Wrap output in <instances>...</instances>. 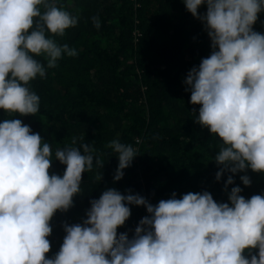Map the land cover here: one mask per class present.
<instances>
[{"label":"clouds","instance_id":"9594fccd","mask_svg":"<svg viewBox=\"0 0 264 264\" xmlns=\"http://www.w3.org/2000/svg\"><path fill=\"white\" fill-rule=\"evenodd\" d=\"M182 2L210 40V54L188 70L183 84L189 103L200 105L195 122L222 141L213 158L221 166L215 180L246 168L264 173V33L252 27L264 0ZM201 5L206 11L198 14ZM92 21L100 27L97 17ZM76 24V16L50 0H0V109L22 116L38 112L39 97L27 85L45 76V66L34 56L45 55L47 68L56 67L62 54L76 56L75 49L46 37L63 36ZM41 140L19 119L0 122V264H264V193L245 199L239 186L231 188L227 203L203 191L179 199L173 192L155 205L130 190L110 188L90 201L82 223L63 225L59 251L45 258L49 221L72 205L81 174L93 168L94 149L84 143L58 149L55 160L66 168L62 176L49 175L52 153ZM107 147L118 159L115 182L137 154L117 140ZM95 163L102 167L98 158ZM240 181L250 184L247 175ZM230 184L232 175L224 188ZM129 205L148 213L131 239L117 234L129 218Z\"/></svg>","mask_w":264,"mask_h":264},{"label":"trees","instance_id":"16d2710c","mask_svg":"<svg viewBox=\"0 0 264 264\" xmlns=\"http://www.w3.org/2000/svg\"><path fill=\"white\" fill-rule=\"evenodd\" d=\"M77 17V24L63 36L46 33L58 45L67 44L77 55L61 56L56 67L47 68L45 55L34 59L45 66L27 87L39 97L34 115L7 113L0 109V122L19 119L41 135L52 153L49 175L62 176L66 165L55 160L58 149L90 145L93 168L81 174L80 191L67 210H57L49 221L52 229L45 258L59 251L65 235L63 225L86 219L90 201L103 191L139 194L155 205L173 192L179 199L188 192L208 191L214 201L227 203L231 188L239 186L245 199L264 193V173L246 168L224 172L214 157L222 141L195 122L200 105L189 103L183 80L190 68L210 52V40L202 23L186 11L182 0H50ZM43 12L44 6H38ZM206 6L198 8L203 14ZM99 19L100 27L93 25ZM34 18V26L35 20ZM264 12L258 13L253 30L264 33ZM73 140L76 141L73 144ZM136 151L123 176L113 181L118 165L113 141ZM98 158L102 163H95ZM101 174V179L98 176ZM229 175L233 184L224 188ZM247 175L245 186L240 176ZM130 215L117 234L131 239L143 206L129 205ZM258 250L252 249L255 254ZM248 255V250L243 253Z\"/></svg>","mask_w":264,"mask_h":264}]
</instances>
